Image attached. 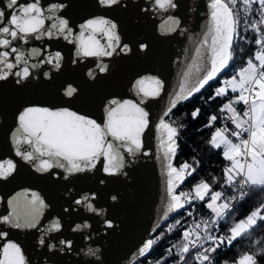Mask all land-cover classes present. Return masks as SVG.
Returning a JSON list of instances; mask_svg holds the SVG:
<instances>
[{
  "label": "snow or ice",
  "instance_id": "6c2138e0",
  "mask_svg": "<svg viewBox=\"0 0 264 264\" xmlns=\"http://www.w3.org/2000/svg\"><path fill=\"white\" fill-rule=\"evenodd\" d=\"M98 5L111 8L121 0H97ZM67 5L63 0L43 6L41 0H0V81L14 77V83L22 85L35 75V70L48 66L49 71L40 74L50 79L54 71L62 69L64 59L60 51H48L47 46L25 48L30 39L60 38L76 46L77 58H111L132 52L129 43L123 42L118 25L106 16H93L74 31L68 18L62 13ZM177 8L175 0H149V8L155 14L167 13ZM208 21L194 37L193 47L186 50V58L180 61L178 84L168 94L165 108L155 122L158 149L164 176V201L161 220L170 214L184 212V218L168 224L165 232L155 225L149 235L131 253L128 264H140L148 260L155 246L166 233L179 231L175 243L170 244L155 264H217L216 255L221 249H229L238 241L248 239L245 250L223 264H260L264 259V236L253 239L255 231L264 224V0H208ZM47 22V23H46ZM162 34L181 30V20L168 15L160 25ZM251 34V35H249ZM250 44L253 50L242 66L230 76L220 79L235 59L239 42ZM140 51L147 43L138 42ZM243 52V49H241ZM72 63H77L74 59ZM110 72L109 64L97 59L95 67L89 68L86 76L91 81L100 74ZM219 80L209 100L221 99L218 110L208 117L205 128L211 131L207 144L221 150L225 163L219 176L200 179L186 191L179 188L199 166L193 157L190 163H174L179 150V136L185 125H177L171 119L173 110L201 92L210 82ZM165 82L155 75H142L131 82L134 99L113 97L104 104L103 116L93 118L90 114L71 107H49L31 104L23 107L16 116V128L11 133L15 155L31 165L36 173L58 175L61 169L67 179L77 173L97 168L105 176L121 174L129 158L144 151L143 136L152 124V116L146 110V101L162 96ZM80 94L71 83L63 87L62 95L73 99ZM201 113L199 107L191 112L192 119ZM219 122V126L217 125ZM12 159H0V179H7L16 171ZM209 180L211 182H209ZM101 184L104 180L100 181ZM70 191V190H69ZM258 196L254 206L243 216L233 215L245 200ZM97 194L89 191L72 201L95 215L103 210L95 204ZM115 201L117 197L111 196ZM10 211L0 215V224L17 229L37 228L44 210L48 207L39 192L25 189L17 192L8 201ZM202 209L209 210L206 216L199 215ZM198 217V218H197ZM230 222L223 228L224 222ZM104 225L113 226L110 219ZM87 220L77 223L73 231L89 228ZM63 228L60 217H52L40 230L38 244L49 251L59 246L60 251L71 249L72 241L59 239L47 243L46 237L59 233ZM0 231V240L7 237ZM88 237L85 236V239ZM87 254L95 255L89 248ZM0 264H28L22 248L12 240L0 245Z\"/></svg>",
  "mask_w": 264,
  "mask_h": 264
},
{
  "label": "water",
  "instance_id": "95a60500",
  "mask_svg": "<svg viewBox=\"0 0 264 264\" xmlns=\"http://www.w3.org/2000/svg\"><path fill=\"white\" fill-rule=\"evenodd\" d=\"M3 2L6 3V0ZM52 2L58 0H41L43 6ZM63 2L67 6L62 13L69 19L74 31L78 32L79 25L88 18L106 16L117 23L123 42L130 44L132 52L111 58H77L76 46L62 37L30 39L24 45L25 48L41 49L47 46L48 51H60L64 59L62 69L52 72L50 79H44L40 74L49 71V67L41 66V69L35 70L34 77L22 85L15 84L14 77L0 81V159H12L17 165L11 176L0 179V215L10 211L9 199L25 189L39 192L48 207L37 228L17 229L0 224V231L8 234L0 240V245L8 240L19 244L28 264H128L131 253L149 235L153 226L163 225L174 215L172 213L166 220H161L164 176L158 149L159 134L154 125L166 106L168 94L177 87L180 61L185 60L186 50L193 47L189 37L199 34L208 21V0H175L177 8L161 14L143 10L149 8V0H121L119 6L111 8L98 5L97 0ZM168 15H175L181 20L180 31L162 34L160 25ZM138 42L147 43V50L140 51ZM74 59L77 60L75 64L72 63ZM97 59L109 64L110 72L100 74L98 80L91 81L86 72L95 67ZM146 74L158 76L165 82L162 96L146 101V110L153 120L143 136L144 151L149 155L137 154L135 158H129L121 174L105 176L100 170V163L96 169L65 179L61 169L54 170L58 174L56 176L36 173L30 164L15 155L11 133L16 128V116L23 107L31 104L71 107L93 118H100L108 99H134L131 82ZM69 83L80 90V94L73 99L62 95L63 87ZM177 157L178 153L174 163ZM101 180H104L103 184ZM89 191L97 194L95 204L103 210V215H95L75 205L69 212L64 211L74 199ZM113 195L117 197L115 201L111 199ZM57 216L61 218L63 228L59 233L46 237V241L51 244L58 243L61 238L68 239L72 241V247L60 251L62 246L58 245L49 251L38 244L40 230ZM104 219H110L113 226L106 227ZM85 220L89 228L72 230L75 224ZM85 236L88 238L85 239ZM89 248L94 249L96 254L88 255Z\"/></svg>",
  "mask_w": 264,
  "mask_h": 264
},
{
  "label": "trees",
  "instance_id": "16d2710c",
  "mask_svg": "<svg viewBox=\"0 0 264 264\" xmlns=\"http://www.w3.org/2000/svg\"><path fill=\"white\" fill-rule=\"evenodd\" d=\"M251 35V34H249ZM243 49V52H241ZM253 47L250 44L239 42L235 49V59L220 79L230 76L233 71L242 66V60L246 59L251 54ZM219 85V80L213 82L210 86L204 89L201 93L191 98L188 101L182 102L171 114V119L176 122L177 125L183 124L185 127L181 130L179 136V151L178 157L175 162L177 166L182 161H193V157L199 161L197 171L189 178L185 185L190 188L193 184L200 179H208L210 176H219L221 169L225 161L221 156V150L213 149L207 144V140L210 137L211 131L214 129L205 128L204 125L208 122V117L214 114L222 102L221 99L215 101L209 100L213 93V90ZM199 107L201 109L200 115L196 119H192L191 112ZM219 126V122L217 125ZM209 182H211L209 180ZM259 199L258 196L249 198L241 203L236 209L233 215L243 216L251 207L254 206V202ZM224 222L223 228L227 227L230 222ZM264 236V224L255 231L253 239H258ZM248 239L238 241L229 249H221L216 255L217 264H223L225 260H232L248 246ZM260 264H264V259L260 260Z\"/></svg>",
  "mask_w": 264,
  "mask_h": 264
},
{
  "label": "built area",
  "instance_id": "2783aa9c",
  "mask_svg": "<svg viewBox=\"0 0 264 264\" xmlns=\"http://www.w3.org/2000/svg\"><path fill=\"white\" fill-rule=\"evenodd\" d=\"M189 188L184 184L179 191H186ZM209 210L207 209H202L199 215H203L206 216L208 214ZM184 218L185 222H188L190 220V218L188 217H184V212L181 211L179 214L174 213V215L167 220L163 225H161L158 229V232L155 233L156 235H158L160 232H165V229L167 227L168 224L174 223L175 220L177 219H181ZM198 218V217H197ZM179 237V231H176L175 233H166L165 237L158 243V246L154 247V250L151 252L150 256L148 257V260H151L153 262V264H155V261L158 260L163 254H164V250L172 243L176 242V239ZM140 264H148L147 260H144L143 258H141V262ZM168 264H172V261L169 260Z\"/></svg>",
  "mask_w": 264,
  "mask_h": 264
},
{
  "label": "rangeland",
  "instance_id": "374dc122",
  "mask_svg": "<svg viewBox=\"0 0 264 264\" xmlns=\"http://www.w3.org/2000/svg\"><path fill=\"white\" fill-rule=\"evenodd\" d=\"M222 79H224V78H222ZM219 86V85H218Z\"/></svg>",
  "mask_w": 264,
  "mask_h": 264
}]
</instances>
